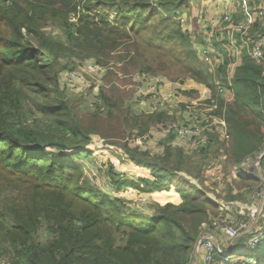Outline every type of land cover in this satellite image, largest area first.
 Returning a JSON list of instances; mask_svg holds the SVG:
<instances>
[{"label":"trees","instance_id":"1","mask_svg":"<svg viewBox=\"0 0 264 264\" xmlns=\"http://www.w3.org/2000/svg\"><path fill=\"white\" fill-rule=\"evenodd\" d=\"M192 1L0 0V264L190 263L200 226L217 213L201 164L172 144L175 132L159 142L156 154L130 146L126 136L163 128L173 114L148 109L131 115L124 102L132 92L113 79L120 73L115 70L137 68L143 76L178 66L181 75L209 89L205 104L225 122L227 161L239 166L258 151L264 145L261 69L243 55L229 81L221 46L223 63L215 70L205 65L174 20L189 18ZM88 59L103 75L87 104L83 94L71 96L61 87L59 74ZM223 90L231 91L232 101ZM179 91L187 97L195 92ZM92 136L119 145L153 177L123 174L111 180L117 190H173L178 201L143 200V211H129L122 198L90 184L76 160ZM236 175L253 181L238 169ZM239 197L228 192L226 199ZM249 255L264 264V244Z\"/></svg>","mask_w":264,"mask_h":264},{"label":"rangeland","instance_id":"2","mask_svg":"<svg viewBox=\"0 0 264 264\" xmlns=\"http://www.w3.org/2000/svg\"><path fill=\"white\" fill-rule=\"evenodd\" d=\"M201 1L204 0H195L191 2V5L188 9H186L188 13V22L184 21L183 26H188L189 31L192 32V36H194L195 40H199L200 36V26L199 24L204 20L203 17H205L207 20L205 21V24L214 22L215 19L218 18L219 14L221 13V9H218L215 13V15H212V17L208 18L205 15V6H200L199 4ZM235 1V0H234ZM237 4H235L233 7L235 10L237 8ZM186 8V6L184 7ZM171 18H173L171 16ZM234 19L236 21L245 20V17L243 15L236 14L234 16ZM178 22L177 18H174ZM229 20H231L229 18ZM228 18L226 16H222V18L217 23H221L222 25L228 23ZM48 29L47 31H49ZM199 33V35H198ZM191 41H194V39H190ZM193 45V42H192ZM194 48V46H193ZM93 60L88 59L84 62L79 63V65L74 68L76 75L78 76L79 80L71 81L73 84V87H67L66 85L62 84V81H60L61 87L65 89V91L69 95H77L83 94L84 99H86V103L92 102L94 100V94L96 93V86L99 85L102 81V71H96L95 68H93ZM118 67H120V64H118ZM137 68H129L128 72L115 70V72H120L118 75L113 79L115 84L118 88H120L123 92H132V95L128 97L125 102L124 106H127L130 109L131 115H140L142 110H148L154 108L155 103H161L162 108L164 104L170 103L171 105H175L176 107L173 109L175 110L173 112V119H171L165 127H154L152 128L148 133H146L143 137H125L124 140H128L130 146L138 145L142 150H148L152 154H156L161 150V145L159 144L160 141H163L166 137L168 126H171L173 123L181 124L182 123V112L184 109V106L187 104L192 105H198L199 102H204L210 98V92L209 89L206 88L204 85L199 84L197 82H194L190 78H186L185 75H181V73L178 71V66L176 67H169L166 72H158L154 75H143L138 74ZM70 71V70H65ZM65 83V82H64ZM66 84V83H65ZM95 86L93 91L91 93H88L87 90L91 86ZM183 89H193L195 92L192 96L187 97L184 96L179 90ZM222 97L228 98L229 100H233V96L230 90H223L221 92ZM183 104V105H182ZM158 109V110H165V109ZM202 110V113H207L208 111H203L204 107H200ZM166 109H169V107H166ZM179 113H175L178 112ZM181 118V119H180ZM214 125V124H213ZM211 124L210 121L204 120L203 121V132L206 131L205 134L209 135L212 132L217 135V137H220V134L218 133V130ZM213 130V131H212ZM223 134V133H222ZM223 140L216 138L215 142L212 143V150L211 155L205 154L204 151H194V141H190L191 145H187L190 147H185L186 151L188 153H191L193 155V158L195 162H200L202 172H201V180L203 186L207 190V194L210 195L212 199L219 200L224 203H229L231 201L233 211L239 207H243L246 204L248 198L251 197L252 194L257 190L259 187V174L262 175L264 179V157L262 159H257L260 166V161L262 166L259 168L256 166L252 159L256 156H258L257 151L253 154L248 156L244 160V164L251 162L247 164L249 167V171H252V173L255 175V177L258 178H252L253 181H244L241 180L236 174L233 173L235 171L232 167L233 164L231 162L227 161V154H226V147L224 143V136L222 135ZM221 143L223 147L221 146ZM218 148L222 150V153L220 151H216L214 148ZM85 152L81 153L80 158L77 159L78 165L82 168L84 177L87 179V181L95 186L96 188L103 191L106 195H108L111 198H122V201H124L125 206L127 210L129 211H143V193L138 192L136 189L127 188L124 191H119L116 189L114 184H112V179L116 180L121 175L131 176L134 179L138 178H145L147 179L148 175H142L141 173L143 169H146L141 166H137L135 163H133L130 158L128 157L127 153L119 146V145H111L103 142L99 137L92 136V140L90 143L85 146ZM226 154V155H225ZM217 155H221L224 162L220 160V158L217 160ZM225 155V156H223ZM208 156H211L212 161L209 163ZM207 159V161H206ZM256 160V159H255ZM137 167V168H136ZM238 166L234 167L237 168ZM137 170H136V169ZM240 168V167H239ZM114 172V174H110L111 171ZM148 170V169H147ZM237 172V171H236ZM144 173V172H143ZM142 173V174H143ZM147 174V173H145ZM149 177L148 179L152 181L153 177L150 174L149 171ZM140 176V177H138ZM196 182V181H194ZM241 186H247L242 187ZM174 192L173 190H170ZM169 192V191H164ZM228 192H230L232 195H235L237 193H241L243 195H240L239 198L235 199H226ZM162 193V194H161ZM155 193L152 194L151 201L157 202V203H164L166 201V197L168 195L166 193ZM175 193V192H174ZM157 194V195H156ZM176 194V193H175ZM156 195V196H155ZM161 195L164 200H161ZM177 196V194H176ZM154 197V198H153ZM151 201H147L148 204L151 203ZM169 201V200H168ZM178 201L177 199L174 202ZM141 202V204H140ZM147 204V205H148ZM145 212V211H144ZM148 214L147 212H145ZM219 213L217 208V213L215 216H217ZM235 215V213H234ZM213 216V217H215ZM211 217V216H210ZM209 217V218H210ZM212 218V217H211ZM238 216H231V221L237 220ZM206 224V222L204 223ZM202 224L199 229V235L196 239L195 243H199L201 240V234L204 232L205 228ZM212 230V229H211ZM210 231V230H207ZM121 243L120 237L117 238V244ZM234 245H236V241H234ZM242 245V244H241ZM235 246L232 250L233 255H236V257H241V262L245 260L249 255V253H241L238 251V248L240 246ZM257 252V251H256ZM246 254V255H245ZM235 259V257H233ZM197 263H198V257H197ZM239 263V264H240ZM189 264H196V258L192 254V260Z\"/></svg>","mask_w":264,"mask_h":264},{"label":"built area","instance_id":"3","mask_svg":"<svg viewBox=\"0 0 264 264\" xmlns=\"http://www.w3.org/2000/svg\"><path fill=\"white\" fill-rule=\"evenodd\" d=\"M234 2L235 4L238 3L236 10H230L226 5L221 6V13L214 22L205 24L204 20L207 19L203 17L204 20L199 24V40H195L188 26H183L184 21L188 22L187 16L177 17L178 23L181 30L189 34L190 39H194L192 42L197 56L210 69L215 70L216 67L223 63V53L218 46L224 49L228 59L226 75L229 81L232 79L236 67L241 63L243 55L248 56L252 62L258 65L261 69V75L264 76V0H253L252 3L250 0H235ZM236 14L243 15L245 20H234ZM222 16H226L228 20L229 18L231 20L224 25L217 23V20L219 21ZM93 68L96 71H103L95 63ZM59 79L62 84L70 88L74 84L71 81L79 80L74 70L61 72ZM166 107H169V109H166ZM175 107V105L166 103L162 108L161 103L157 102L152 109L158 110L162 108L172 115ZM200 107H204L203 111L208 112L203 114ZM213 108L215 106L207 105L205 101L199 102L196 106L187 104L184 106L182 119L180 118L182 123L178 125L173 123L168 126L166 133L175 132L174 141L180 146L190 147L187 145H191L190 141L192 140L195 142L194 151L205 149L209 142L205 132L210 130L203 132L204 120L210 121L212 125L214 124L213 126L218 130L220 138H222V135L224 136L225 122L211 115ZM179 112L180 110L175 113ZM257 154L258 156L254 157L252 162L260 168L257 159L264 157V145L258 149ZM208 157V160L210 159L208 162L211 163L212 158L211 156ZM249 163L251 162L242 163L235 170L237 171L238 169L258 180L252 171L248 170L247 164ZM259 180V187L245 202L249 205L239 207L237 210L235 209L236 211L234 210L235 212L231 204L234 201L224 203L212 199L208 194L216 202L219 213L215 217L211 216L212 218L210 217L206 224L203 223L205 230L201 234V240L198 243V264H238L241 257L233 255L232 250L235 247L234 241L244 234H248V236L238 248L239 252H256L264 244V179L261 174H259ZM230 215L238 216L239 218L231 221ZM242 262L240 264H254L255 260L252 256H248Z\"/></svg>","mask_w":264,"mask_h":264},{"label":"crops","instance_id":"4","mask_svg":"<svg viewBox=\"0 0 264 264\" xmlns=\"http://www.w3.org/2000/svg\"><path fill=\"white\" fill-rule=\"evenodd\" d=\"M251 1V3L253 2V0H250ZM200 6H205V15L208 17V18H210V17H212V15H215V13H216V11L218 10V9H220L221 8V6H223V5H226L230 10H233L234 8L233 7H235L234 5H235V2H234V0H204V1H201V3L199 4ZM190 6H192L191 4H190ZM207 135V134H206ZM208 137H207V140L209 141L208 142V144L210 145L207 149H209L210 151H208V152H206V153H208V154H210L211 155V151H213L211 148H212V143H214L215 142V140H216V138H219V139H221V141H222V138H220V137H217V135H215V133L214 132H212L211 134H209V135H207ZM177 142L176 141H174V142H172V144H176ZM214 148V147H213ZM214 149H216V151H220V152H222V150H221V147H220V149H218V148H214ZM223 156H225V155H223ZM220 158V160L222 161V162H224V160L222 159V156L221 155H217V160ZM225 163V162H224ZM233 167V169L235 170L236 168H234V167H236L235 165H232ZM137 168V167H136ZM135 168V169H136ZM137 170V169H136ZM144 172V173H143ZM143 173V174H142ZM142 173H141V177H142V175H148V177L150 176L149 175V170H147V169H143L142 170ZM145 173H147V174H145ZM233 173L234 174H236V170L235 171H233ZM131 177V176H130ZM138 177H140V176H138ZM148 177H147V179H148ZM131 178H133V177H131ZM242 187H247V186H241V188ZM163 193H166L167 195H168V197H166L167 199H166V201L165 202H167L168 200L169 201H172V202H174L176 199H177V196H176V194L174 193V192H172V191H169V192H163ZM162 194V193H161ZM238 194H240V195H243V194H241V193H238ZM157 195V194H156ZM155 195V196H156ZM144 197H143V200H144V202L145 201H151V198H152V195H143ZM154 198V197H153ZM142 200V201H143ZM237 210V209H236ZM235 210V211H236ZM234 211V212H235ZM248 236V234H244L243 236H240L237 240H236V245L235 246H239V245H241L244 241H245V239H246V237ZM226 243V242H225ZM246 255V254H245ZM239 262H241V260L239 261Z\"/></svg>","mask_w":264,"mask_h":264},{"label":"water","instance_id":"5","mask_svg":"<svg viewBox=\"0 0 264 264\" xmlns=\"http://www.w3.org/2000/svg\"><path fill=\"white\" fill-rule=\"evenodd\" d=\"M263 185H264V182H263ZM192 254L196 258V264H198L197 263V257H198V243L197 242L193 246Z\"/></svg>","mask_w":264,"mask_h":264}]
</instances>
